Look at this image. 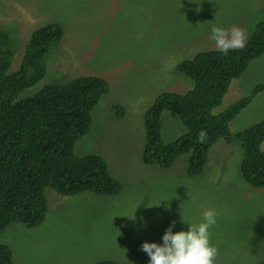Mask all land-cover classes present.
<instances>
[{"label":"rangeland","instance_id":"374dc122","mask_svg":"<svg viewBox=\"0 0 264 264\" xmlns=\"http://www.w3.org/2000/svg\"><path fill=\"white\" fill-rule=\"evenodd\" d=\"M35 6L40 12L33 11ZM263 8L264 0H0V27L11 28L18 38L24 33L27 37L26 25L39 19L61 21L70 41L62 61H48V54L42 55L47 72L36 85L91 74L109 81L108 92L92 112L91 127L74 151L80 156L101 155L122 183L118 193L86 191L53 204L40 229L23 225L25 229L0 233V242L13 245L18 263L93 264L127 259L144 263L150 259L141 250L144 236L163 243L173 221V233L187 231L211 208L218 224L210 233L219 249L214 264H264V189L243 179V150L235 137L264 117V90L230 122L231 142L222 139L211 148L201 174H188L189 153L169 168L146 165L141 157L143 117L155 95L168 90L185 93L193 86L176 66L199 52L216 49L210 39L213 24L226 29L238 26L249 38L263 19ZM18 50L20 59L24 48ZM258 83H264V54L232 80L214 112L251 93ZM114 103L127 107L124 118L115 117ZM140 121L138 132L135 124ZM184 130L179 118L164 110V140H174ZM36 245L45 251L33 254Z\"/></svg>","mask_w":264,"mask_h":264},{"label":"trees","instance_id":"16d2710c","mask_svg":"<svg viewBox=\"0 0 264 264\" xmlns=\"http://www.w3.org/2000/svg\"><path fill=\"white\" fill-rule=\"evenodd\" d=\"M51 26L59 30L56 24ZM33 41L31 50L39 47L43 52L49 45V40L42 42L33 37ZM263 54L264 8L263 19L256 24L244 48L230 50L227 55L217 49L205 50L179 63L176 69L194 82V89L185 94L164 91L155 95L154 103L145 114L143 162L169 168L189 153L188 174H201L211 148L218 141L231 138L230 122L252 103L264 86L257 84L251 93L219 113H214V108L221 104V97L227 93L232 80L240 77L251 61ZM45 71V66L32 53L21 61L17 59L11 28L1 26L0 232L12 223L19 222L16 230L23 225L41 224L48 210L49 196L83 191L113 194L122 188L102 156L93 153L77 156L74 151L76 141L92 123L94 108L108 92L109 81L92 74L80 75L63 84L36 85L45 77ZM28 88H34L31 94L24 92ZM166 109L177 114L185 127L183 134L169 142L161 132L160 117ZM123 111L118 106V114ZM201 130L207 132L203 143L197 142ZM236 138L243 150V179L255 188H264L261 147L264 117L237 133ZM0 264H16L8 247L0 252Z\"/></svg>","mask_w":264,"mask_h":264},{"label":"clouds","instance_id":"9594fccd","mask_svg":"<svg viewBox=\"0 0 264 264\" xmlns=\"http://www.w3.org/2000/svg\"><path fill=\"white\" fill-rule=\"evenodd\" d=\"M38 6H35L33 11L40 12V11H38ZM53 24H56L59 27V30H55L54 27L51 26ZM26 29H27V32L29 33V35L27 37H25L27 35V33H24L25 36H21L18 38L12 32L13 33V47H14V50L16 53V57H17V53L19 51L18 49L20 47L24 48V53L20 59H18V57H17L18 60L21 61L25 55H27L28 53H32L35 56V60L40 61L45 66V69H46L45 72H47V67L43 61L42 55L48 54V56H49L47 58L48 61L54 60L55 58L57 60H60V61H62L64 59L66 52L68 50L70 41H69L68 37L66 36V34L64 33V29H63L61 21H58V22H55V21L41 22L38 19L37 22H34L31 25H26ZM210 32H211L210 39L215 42L216 49L219 52L223 53L224 55H227L230 50H239V49L244 48V46L247 42V39H248L247 32L238 26H232L230 29H226V28L220 27L216 24H213V25H211ZM33 37H35L37 40H40L42 42L49 40V45L46 47L45 51L41 52V49L39 47H38V49L36 48L37 50H31L29 48L31 45H35L34 41H33ZM56 45H57V48H56ZM179 72H181V71H179ZM181 73H183V72H181ZM183 74H185V73H183ZM185 76L188 79H190L186 74H185ZM63 83H66V82H61V83L58 82V83H51V84H63ZM192 83H193V86L188 91H191L194 89L195 84L193 81H192ZM46 84H50V83H46ZM258 84H261L262 86H264V83H258ZM263 90H264V87L260 88V91H263ZM25 91H27V89ZM168 91L178 93V92L172 91V90H168ZM187 92H185V93H187ZM31 93H26V94H31ZM185 93H178V94H185ZM226 94L227 93L224 94L223 98L221 97L222 102H223ZM222 102H221V104H222ZM118 106H121L124 110L121 115L118 114V112H117ZM123 106L118 104V103H114L112 105V109L114 111V115L116 118H124L125 117V115L127 113V107H125V106L123 107ZM219 106H217V107H219ZM217 107H215V108H217ZM146 112H147V110H146ZM146 112H145V114H146ZM163 112H162L161 117H160L161 128H162ZM170 112H171V114H173L174 116L179 118V116L177 114L173 113L172 111H170ZM179 120H180V118H179ZM181 123H182V121H181ZM135 126L136 127L138 126V130L137 129L136 130L138 132H141V121L137 122L135 124ZM90 127H91V125H90ZM90 127H89V129H90ZM143 127H144V145H145V135H146L145 116L143 117ZM88 130L80 138H82L88 132ZM184 132H185V130L183 131V133ZM239 132H241V131H239ZM239 132H237V133H239ZM183 133H181V134H183ZM236 134H235V137H236ZM180 135H178V137ZM232 137H233V133H232V136L229 140H227L225 138L224 139L227 143H229V142H231ZM206 139H207V132L204 130H201L198 133L197 142L203 143L206 141ZM75 145H76V143H75ZM143 148H144V146H143ZM74 149H75V146H74ZM91 153L97 154L94 152H91ZM87 154H90V153H87ZM84 155H86V154H84ZM97 155H99V154H97ZM77 156H80V155H77ZM81 156H83V155H81ZM99 156H101V155H99ZM141 157H142V155H141ZM240 170H241V165H240ZM257 189H264V188H257ZM84 192H86V191H83L81 193H84ZM81 193H79V194H81ZM74 195H78V194H74ZM70 196H73V195H68V196L67 195H52V196L47 197V199H48L47 200L48 210L46 212L45 219L43 220V222L41 224H39L37 226L29 227V228H38V229L42 228L46 222V219H47L49 213H50L52 205L56 204V203H60L64 200L68 199V197H70ZM216 215L217 214H216L214 209L207 208L202 213V221L200 223H198V224L190 223V227L187 231H179V232H175V233H173V231H172V227L175 224V221H173L172 225H170L165 230V233L162 237L163 243H160V244L153 242L152 236H144L143 241H142L143 244L141 246V250L146 252L148 254V256L150 257V259L144 263H140L134 259H127L125 261H115V262L130 263V264H214V260L217 256V253L219 254V251H218V247L214 244V242L210 238V233L218 229V224H216ZM183 221H186V220L183 219ZM186 222H188V221H186ZM18 224H19V222L16 224H14V223H12L10 225L8 224L6 226V228L4 230H2L0 233H3V232L8 231V230L16 231V229L18 228L17 227ZM216 225H217V227L214 228V226H216ZM19 228L25 229V226H19ZM6 247L11 249L14 262L16 264H23V263L17 262L18 254L15 251V249L11 243L0 242V252L1 251L3 252V249H6ZM44 251H45V248L42 245H36L35 247H33L31 249V252L35 255L42 254ZM106 261H112V260L100 261V262H96L93 264H98V263H102V262H106ZM261 261L264 262V260H261Z\"/></svg>","mask_w":264,"mask_h":264},{"label":"bare ground","instance_id":"6f19581e","mask_svg":"<svg viewBox=\"0 0 264 264\" xmlns=\"http://www.w3.org/2000/svg\"><path fill=\"white\" fill-rule=\"evenodd\" d=\"M32 18V17H31Z\"/></svg>","mask_w":264,"mask_h":264}]
</instances>
